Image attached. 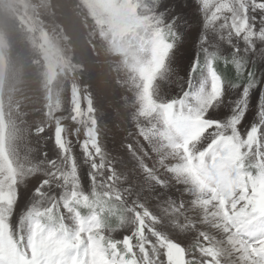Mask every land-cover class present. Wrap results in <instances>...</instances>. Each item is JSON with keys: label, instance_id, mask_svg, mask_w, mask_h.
Here are the masks:
<instances>
[{"label": "snow or ice", "instance_id": "obj_1", "mask_svg": "<svg viewBox=\"0 0 264 264\" xmlns=\"http://www.w3.org/2000/svg\"><path fill=\"white\" fill-rule=\"evenodd\" d=\"M30 7L34 88L0 34V264H264V0H76L90 63Z\"/></svg>", "mask_w": 264, "mask_h": 264}, {"label": "rangeland", "instance_id": "obj_2", "mask_svg": "<svg viewBox=\"0 0 264 264\" xmlns=\"http://www.w3.org/2000/svg\"><path fill=\"white\" fill-rule=\"evenodd\" d=\"M35 2L36 0H12V8L0 6V34L7 37V55L10 66L15 67L18 66V62H23V83L20 87L24 89L35 87V67L31 63L35 53L25 39L28 35L32 15L30 5ZM50 3L54 6L52 9L54 15L47 17L44 23L49 26L53 24L56 26L57 32L54 35L58 37V45L67 48L77 60L90 63L96 57L90 49L81 17L77 16L72 9L76 0H50ZM65 36L67 39H64ZM92 72L94 87L98 94H103L105 92L104 73L106 69L95 66ZM163 87L166 91L171 88L167 84ZM32 146L26 143L21 144L22 152L27 151Z\"/></svg>", "mask_w": 264, "mask_h": 264}]
</instances>
